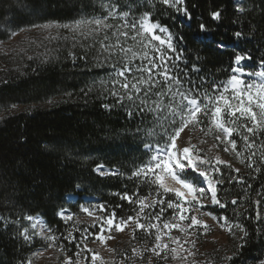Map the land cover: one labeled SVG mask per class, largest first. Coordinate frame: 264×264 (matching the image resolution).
Instances as JSON below:
<instances>
[{"label": "trees", "instance_id": "16d2710c", "mask_svg": "<svg viewBox=\"0 0 264 264\" xmlns=\"http://www.w3.org/2000/svg\"><path fill=\"white\" fill-rule=\"evenodd\" d=\"M101 2L0 0V22L15 19L19 27H5L17 33L38 24L75 21L81 18V9L85 14L96 15ZM122 2L138 14L150 11L153 22L158 21L174 35L183 36V44L174 41L178 48L185 49L187 70L197 86L202 79L226 81L232 74V59L238 51L252 56L245 63L253 70L264 59L262 0H243L242 13L236 10L235 0H186L191 21L159 2L140 4L138 0H119ZM213 10L221 11L220 20L211 19L209 13ZM201 23L206 26V33L199 32ZM3 31L0 29V43L10 39ZM236 31L243 32L246 38L237 40L233 35ZM218 42L225 47L218 48ZM68 53L57 52L46 63H30L27 73H14L0 84V117L14 106H37L28 112L0 118V215L16 219L18 213L22 226L27 221L22 217L33 215L44 219L50 228L63 229L59 212L75 209L68 201L70 195L77 196L81 202L83 197H95L110 213L115 210L119 218L134 215V206L121 201L116 193L128 191L131 195L137 190L141 196L150 193L148 183L132 177L135 168L148 156L143 145L150 134H138L137 128H149L150 124L146 121L142 125L137 116L129 117L125 108L102 107L104 103H114L100 94L98 83L94 84L103 74L79 59L73 64ZM193 64L198 72L191 71ZM181 66L185 67L183 63ZM46 103L50 106L41 108ZM98 165L119 174L102 177L94 171ZM259 166L261 172L254 173L246 162L244 171L235 174L230 168L218 165L225 178L223 185L218 186V196L228 206L216 215L243 224L249 233L235 264H257V258L264 257V223L244 218L253 211L249 199H259L257 193L264 195V165ZM229 175L243 176L245 183L230 184ZM233 198L238 201L235 206L230 202ZM241 201L245 202L243 209ZM39 247L35 240L30 243L22 240L15 227L5 230L0 225V264H19Z\"/></svg>", "mask_w": 264, "mask_h": 264}, {"label": "snow or ice", "instance_id": "6c2138e0", "mask_svg": "<svg viewBox=\"0 0 264 264\" xmlns=\"http://www.w3.org/2000/svg\"><path fill=\"white\" fill-rule=\"evenodd\" d=\"M159 3L184 17L186 21H191L192 15L186 0H159ZM236 3L238 4L239 0H236ZM21 6L27 7L22 3ZM236 10L241 13L244 11L242 7ZM80 11L81 18L76 19L72 24H45L34 27L69 30L72 33L71 47L79 46L82 50L79 56L75 52H69V59L73 64L79 59L103 73L98 81L94 80V84L98 83L100 94L105 99L110 97L114 103H104L102 107L109 110L113 107L125 108L129 117L137 116L142 125L146 121L150 124L149 128H137L138 134L144 132L155 135V129L159 128L164 140L163 144L144 143L143 147L148 159L132 172V177L154 185L155 192L144 196H141L138 190L131 195L128 191L122 194L116 193L121 201L134 206L132 209L134 215L117 218L113 210L99 225V232L92 233V237L103 242L105 231L109 234L113 229L123 232L126 227H130L135 238L136 231L142 230L146 235H154L153 246L144 250L153 253L159 264H169L170 259L187 261L188 257L194 256L195 253L184 245L191 243L194 247V242L187 239L182 241L180 236H172L171 231L178 229L181 233L190 235L188 228L194 226L207 228V225L197 219L196 215L191 214L193 208L198 211L200 207L207 206L203 203L206 197L210 198L209 202L214 206L220 208L228 206L227 201L222 202L218 198L220 190L218 186L223 185L225 179L218 165L225 164L229 168L231 165L224 161L213 163L207 157L200 155L195 145L178 149L176 140L189 125L194 128L199 127L205 134L214 135L215 140L220 144H225V151L231 150L237 157L247 161V167L252 172L260 173L259 165H264V59L258 62L259 68L253 70L245 63L251 61L252 56L238 51L232 59V74L226 81L208 82L202 79L201 85L197 86L193 84L187 70V60L184 59L185 49L178 48L177 44L173 43L175 40L178 44H183V36L174 35L166 25H161L158 21L153 22L150 11L137 16L131 6H128L126 11L121 10L119 0H102L98 15L85 14L83 9ZM33 14H35L34 9ZM209 15L213 20H220L222 13L220 10H213ZM6 25L19 27L15 19L0 22V29H4L2 34L9 38L17 34L15 31H8ZM207 31L206 26L201 23L199 32ZM233 35L237 40L246 38L241 31H236ZM59 38L68 39V37ZM217 47L223 49L225 45L218 42ZM181 63L185 65L184 68L180 67ZM191 71L198 72L199 69L193 64ZM245 77L251 79L246 80ZM91 90L90 88L89 91ZM238 142L241 144L240 150H237ZM103 168V165H98L94 171L100 175L116 174L102 172ZM186 171L199 177L203 183L197 184L194 180L185 177L183 174ZM232 171L239 173L240 169L235 168ZM166 179L173 182V186L166 184ZM227 180L230 184L245 183L243 176L229 175ZM247 187L251 188V185L248 184ZM257 196L260 198L249 199L254 205L253 211L244 218L261 224L264 223V215H262L264 195L257 193ZM230 202L234 206L238 203L235 198ZM100 208L106 211L103 205H100ZM166 209L173 210L170 219L164 217ZM84 211L89 215L92 214L87 208ZM207 214L212 215V213ZM59 215L65 220L73 218L71 213L65 216L63 211ZM22 219L29 221L30 225L22 226L18 213L16 219L0 215V225L5 230L10 226L15 227L19 237L29 243L33 236L42 233L44 239L56 240V236L47 234L51 233L50 227L47 233L43 228L37 231L38 217L24 215ZM216 219L224 221L225 224L229 223L227 216ZM185 220L189 221L187 228L181 223ZM232 227L242 233L240 236L242 243L238 245L235 253L221 258L222 264H235L240 254L239 249L244 246L243 242L249 235L243 224L235 223ZM232 227H229V231H232ZM165 237H168L171 246L169 242H165ZM65 239L69 242L75 241L71 233H68ZM82 239H87V236H83ZM76 248L75 260L69 256L66 258V264H80L84 251L92 253L89 264H97V262L103 264L100 255L86 245L81 249L77 242ZM141 255V250L133 247L131 255L123 254V259L116 264H125V261H128V264H135L136 258ZM83 258L88 260L87 256ZM19 264H31V260L22 259ZM257 264H264V257L257 258Z\"/></svg>", "mask_w": 264, "mask_h": 264}, {"label": "rangeland", "instance_id": "374dc122", "mask_svg": "<svg viewBox=\"0 0 264 264\" xmlns=\"http://www.w3.org/2000/svg\"><path fill=\"white\" fill-rule=\"evenodd\" d=\"M159 2V0H138ZM126 3V2H125ZM125 3H121V10H127L128 6ZM236 3V0H235ZM238 8L243 6V0H239L237 4ZM133 10V9H132ZM133 13L137 16L142 15ZM100 13H96L98 15ZM118 22V21H117ZM72 22L67 23H47L51 25H63L72 24ZM45 24H38L36 26H42ZM71 36L72 33L69 30L63 28H51L44 29L42 27H32L22 31L17 32L16 35L11 36L9 40L0 43V84L9 80L14 73L22 72L27 73L30 63L33 62H48V60L55 56L57 52H78L82 53V50L77 46L76 48L71 47ZM53 37H56L53 39ZM59 37H68L67 40H62ZM175 44V41H173ZM29 57H32L29 59ZM89 66H91L89 64ZM180 67L184 68L183 66ZM257 67L256 69H258ZM91 69L98 74H103L100 70L91 67ZM254 69V70H256ZM189 72V71H188ZM191 78V77H190ZM245 79H251L245 77ZM193 81V79L191 78ZM194 84V82H193ZM50 103L42 105L41 108L49 107ZM37 106H14L12 109L7 111L5 115H16L23 112H28L32 108ZM1 115V117L5 116ZM0 117V118H1ZM206 123V122H205ZM155 135H149L147 143H160L163 144V134L159 128L155 129ZM238 139V138H237ZM177 148L182 149L184 147H190V145H195L196 149L200 151V155H203L213 162L224 161L226 164L231 165V170L239 168L240 172L235 174H240L244 171L246 162L242 158L237 157L235 152L229 150L225 151V144H220L214 138L212 134H205L200 130L199 127H193L189 125L187 128L181 132L180 136L176 140ZM241 144L238 142V149L240 150ZM148 159V156H147ZM146 159V160H147ZM220 166H225V164H219ZM226 167V166H225ZM229 168V167H228ZM108 172H115V175H100L102 177L116 176L119 173L116 170L108 169L104 167L102 170ZM188 179L194 180L197 184H202L203 181L196 177L191 172L186 171L183 174ZM165 183L169 186H173V182L170 180H165ZM150 187L149 192H155V186L148 184ZM171 197V194H169ZM190 198V197H189ZM219 198V196H218ZM167 199V198H166ZM209 197H206L203 201L206 207H200L197 211L195 208L192 209L191 214L196 215L197 219L201 220L203 224L207 225V228H202L200 226H194L193 228H188V233L190 235H185L181 233L178 229H173L171 231L172 236H180L181 240H189L194 242V247L191 243L185 244L184 247L188 248L190 251L194 252V256H189L187 261L169 260V264H222L221 258L225 255H232L236 252L238 245H240V233L239 229L232 227L236 222L229 221L225 224L222 220H217L219 216L216 212L221 208L210 204ZM68 201L75 206L74 210H62L66 215L72 214V220H65L60 217L63 221V229H53L51 228V233H47L49 226L46 221L40 216L37 222V231L41 228L45 230V233L56 236V240L49 241L43 238L44 233L41 235L33 236L31 242L34 240L40 244L30 256L28 260H31V264H66V258L71 256L75 260L74 253L77 251L76 243L80 244V248L83 249L86 245L87 248L93 250V252L98 253L102 258L103 264H116L117 261L123 259V254L127 253L131 255V250L133 247L141 250V257L136 258L135 264H149V259H151V264H159V261L153 253L150 251H145L144 249H150L154 244V235H146L142 230H137L135 233V238H133V233L130 227H126L123 232H117L115 229L109 234L105 231V240L101 242L100 240H94L92 233L99 232V225L103 220L108 217L111 213L104 205L106 211L101 210L100 205H102L99 199L95 197H83L82 202L79 201L77 196L70 195ZM245 202H240V208L243 209ZM87 208L92 213L89 215L84 209ZM240 209V210H241ZM158 210V209H157ZM61 212V211H60ZM59 212V213H60ZM207 213H212L208 215ZM173 215L172 209H166L164 217L170 219ZM262 215H264V204L262 205ZM182 223L183 227L188 226L189 221L185 220ZM30 225L29 221H26V226ZM96 225V227H93ZM229 227H232V231H229ZM32 230L30 229V232ZM68 233H71L75 237V241L69 242L65 239ZM87 236V239H82L83 236ZM165 242L168 241V237H165ZM171 246V243H170ZM114 250V251H113ZM92 253L82 252L80 259V264H89ZM163 255V253H162ZM87 256L88 260L83 257ZM100 264V262H97ZM128 264V261H125Z\"/></svg>", "mask_w": 264, "mask_h": 264}]
</instances>
